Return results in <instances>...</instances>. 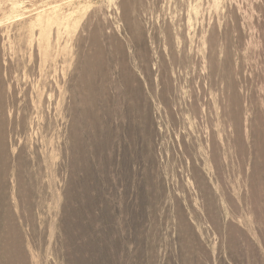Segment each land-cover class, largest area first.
<instances>
[{"label": "rangeland", "instance_id": "obj_1", "mask_svg": "<svg viewBox=\"0 0 264 264\" xmlns=\"http://www.w3.org/2000/svg\"><path fill=\"white\" fill-rule=\"evenodd\" d=\"M0 264H264V0H0Z\"/></svg>", "mask_w": 264, "mask_h": 264}]
</instances>
